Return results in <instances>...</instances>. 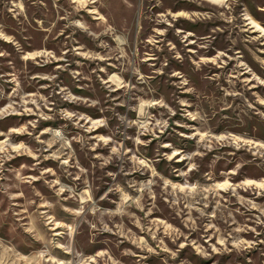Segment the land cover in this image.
<instances>
[{
	"label": "rangeland",
	"instance_id": "374dc122",
	"mask_svg": "<svg viewBox=\"0 0 264 264\" xmlns=\"http://www.w3.org/2000/svg\"><path fill=\"white\" fill-rule=\"evenodd\" d=\"M0 264H264V0H0Z\"/></svg>",
	"mask_w": 264,
	"mask_h": 264
},
{
	"label": "crops",
	"instance_id": "0c3cea01",
	"mask_svg": "<svg viewBox=\"0 0 264 264\" xmlns=\"http://www.w3.org/2000/svg\"><path fill=\"white\" fill-rule=\"evenodd\" d=\"M209 1V0H208Z\"/></svg>",
	"mask_w": 264,
	"mask_h": 264
}]
</instances>
